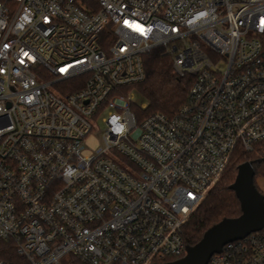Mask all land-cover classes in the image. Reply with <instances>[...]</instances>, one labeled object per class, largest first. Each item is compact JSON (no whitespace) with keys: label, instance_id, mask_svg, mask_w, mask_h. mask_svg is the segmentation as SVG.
Listing matches in <instances>:
<instances>
[{"label":"built area","instance_id":"2783aa9c","mask_svg":"<svg viewBox=\"0 0 264 264\" xmlns=\"http://www.w3.org/2000/svg\"><path fill=\"white\" fill-rule=\"evenodd\" d=\"M262 21L264 0H0V240L28 264L183 257L190 214L264 139ZM158 46L189 98L139 120L119 90ZM207 264H264V227Z\"/></svg>","mask_w":264,"mask_h":264},{"label":"trees","instance_id":"16d2710c","mask_svg":"<svg viewBox=\"0 0 264 264\" xmlns=\"http://www.w3.org/2000/svg\"><path fill=\"white\" fill-rule=\"evenodd\" d=\"M144 63L145 79L128 86H137L136 91L147 102L145 105L141 103L132 105L135 116L140 120L157 112L167 115L175 114L188 101L193 77L190 75L178 76L173 70L171 55L162 46L154 47L144 57ZM75 82L76 80H72L73 85L66 90L80 88V85H75ZM125 88H121L119 91L122 92ZM246 161H252L255 168V184L264 194L257 184V178L264 177L263 139L256 142L250 151L237 150L235 152L221 179L208 191L197 208L190 214L183 229L187 245L196 244L208 228L222 219L241 215L240 200L230 185L236 178L238 166ZM0 260L13 264H28L26 258L18 252L12 239L0 240ZM68 261L70 264H84L72 255L69 256Z\"/></svg>","mask_w":264,"mask_h":264},{"label":"water","instance_id":"95a60500","mask_svg":"<svg viewBox=\"0 0 264 264\" xmlns=\"http://www.w3.org/2000/svg\"><path fill=\"white\" fill-rule=\"evenodd\" d=\"M254 177L253 163L246 161L238 166L236 178L230 185L240 200L241 215L226 217L208 228L196 244L187 245L183 257L153 264H207L226 244L261 230L264 227V194L256 186Z\"/></svg>","mask_w":264,"mask_h":264},{"label":"rangeland","instance_id":"374dc122","mask_svg":"<svg viewBox=\"0 0 264 264\" xmlns=\"http://www.w3.org/2000/svg\"><path fill=\"white\" fill-rule=\"evenodd\" d=\"M137 86L133 87H128L125 88L121 93L125 95H131L132 100L135 103H141V104H146V100L136 91ZM103 128V123L101 121H98V126L95 130H93L90 135L85 139V144L90 150H95L102 144V133L101 129ZM258 177L257 179L259 180ZM62 264H68L67 258H64L62 260Z\"/></svg>","mask_w":264,"mask_h":264},{"label":"snow or ice","instance_id":"6c2138e0","mask_svg":"<svg viewBox=\"0 0 264 264\" xmlns=\"http://www.w3.org/2000/svg\"><path fill=\"white\" fill-rule=\"evenodd\" d=\"M204 15H206V14L203 13V12L200 13V16H204ZM45 19L47 20L48 18L45 17ZM127 23H128V21H125V24H127ZM262 23H264V21H262ZM140 31H141L144 35H147L148 32L151 31V29L140 28ZM173 31H178V29H173ZM4 47L7 48V47H9V45L5 44ZM23 55H24V56H28L29 54H28L27 52H24ZM32 59L35 60V57H32ZM23 62H24V61L21 60V63H23ZM78 63H81V62H78ZM72 67H73V65H68L67 67H61V68H59V71H60L61 73H66V72H67L70 68H72ZM0 71H3V69H0ZM69 174H71V173H69ZM193 198H195V197H193Z\"/></svg>","mask_w":264,"mask_h":264},{"label":"crops","instance_id":"0c3cea01","mask_svg":"<svg viewBox=\"0 0 264 264\" xmlns=\"http://www.w3.org/2000/svg\"><path fill=\"white\" fill-rule=\"evenodd\" d=\"M257 184L262 189V191H264V177L259 178V180L257 179Z\"/></svg>","mask_w":264,"mask_h":264}]
</instances>
